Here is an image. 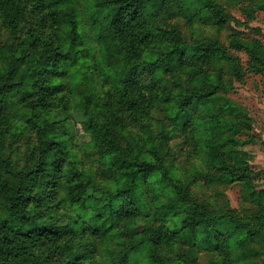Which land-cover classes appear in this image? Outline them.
I'll list each match as a JSON object with an SVG mask.
<instances>
[{"label": "rangeland", "instance_id": "rangeland-1", "mask_svg": "<svg viewBox=\"0 0 264 264\" xmlns=\"http://www.w3.org/2000/svg\"><path fill=\"white\" fill-rule=\"evenodd\" d=\"M11 1L0 264L18 241L44 264H264V0H134L158 82L142 106L112 25L126 0Z\"/></svg>", "mask_w": 264, "mask_h": 264}, {"label": "trees", "instance_id": "trees-1", "mask_svg": "<svg viewBox=\"0 0 264 264\" xmlns=\"http://www.w3.org/2000/svg\"><path fill=\"white\" fill-rule=\"evenodd\" d=\"M48 1L52 2L51 0ZM111 4L112 1L110 0L102 1L103 8H108ZM20 13V5L17 6L11 0H5L3 3V16L9 27L18 28ZM112 25L121 40L127 45L130 54L131 61H129L126 68L122 69V72L127 76L128 97L135 102L136 106L150 103L158 89V82L152 68L142 65L140 62L141 48L153 41L149 23L143 13L136 7V2L126 0L117 10ZM88 186H91V183L86 179H81L79 198L84 196L82 194ZM72 199L74 201L79 200L76 197ZM18 242L5 247V253L11 264H44L37 256L33 257L32 252L25 246L26 244Z\"/></svg>", "mask_w": 264, "mask_h": 264}]
</instances>
